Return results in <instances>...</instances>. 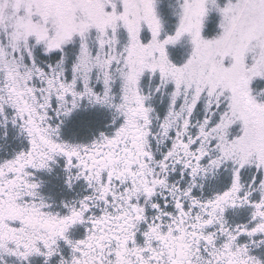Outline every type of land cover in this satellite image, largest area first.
<instances>
[{
    "label": "snow or ice",
    "instance_id": "obj_1",
    "mask_svg": "<svg viewBox=\"0 0 264 264\" xmlns=\"http://www.w3.org/2000/svg\"><path fill=\"white\" fill-rule=\"evenodd\" d=\"M10 131L0 264H264V0H0Z\"/></svg>",
    "mask_w": 264,
    "mask_h": 264
},
{
    "label": "rangeland",
    "instance_id": "obj_2",
    "mask_svg": "<svg viewBox=\"0 0 264 264\" xmlns=\"http://www.w3.org/2000/svg\"><path fill=\"white\" fill-rule=\"evenodd\" d=\"M12 132H13L14 149L15 150L12 149L11 153H14V151L20 150V148L23 147V145L21 144L20 140L15 138V136H16L15 132L14 131H12ZM2 150L7 152L5 147H3V146L0 147V152ZM5 156H6V158L11 157V155L9 156L7 154ZM59 171L60 170L58 169L57 172H59ZM58 177H60V179L58 178L56 180V175L48 176L47 174H41V178L46 181V184L44 186L45 193L52 195L53 197L56 198L57 201H60L63 199H72L81 191L79 186H77L74 190L66 189L63 186L62 176H58Z\"/></svg>",
    "mask_w": 264,
    "mask_h": 264
},
{
    "label": "trees",
    "instance_id": "obj_3",
    "mask_svg": "<svg viewBox=\"0 0 264 264\" xmlns=\"http://www.w3.org/2000/svg\"><path fill=\"white\" fill-rule=\"evenodd\" d=\"M2 146L5 147L7 152H5L3 150L0 152V160H2L3 158H6V156H5L6 154L9 156L12 155L13 154V153H11L12 149L15 150L14 149V138H13V132L12 131H10L9 138L7 140L0 139V147H2Z\"/></svg>",
    "mask_w": 264,
    "mask_h": 264
},
{
    "label": "flooded vegetation",
    "instance_id": "obj_4",
    "mask_svg": "<svg viewBox=\"0 0 264 264\" xmlns=\"http://www.w3.org/2000/svg\"><path fill=\"white\" fill-rule=\"evenodd\" d=\"M58 178L60 179V177H58V176L56 175V180H57Z\"/></svg>",
    "mask_w": 264,
    "mask_h": 264
}]
</instances>
